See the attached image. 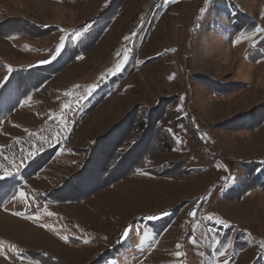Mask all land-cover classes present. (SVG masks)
Instances as JSON below:
<instances>
[{
  "label": "rangeland",
  "instance_id": "rangeland-1",
  "mask_svg": "<svg viewBox=\"0 0 264 264\" xmlns=\"http://www.w3.org/2000/svg\"><path fill=\"white\" fill-rule=\"evenodd\" d=\"M260 28L264 0H0V264H264Z\"/></svg>",
  "mask_w": 264,
  "mask_h": 264
},
{
  "label": "snow or ice",
  "instance_id": "snow-or-ice-1",
  "mask_svg": "<svg viewBox=\"0 0 264 264\" xmlns=\"http://www.w3.org/2000/svg\"><path fill=\"white\" fill-rule=\"evenodd\" d=\"M207 2H208V0H205V3H207ZM202 11H203V9H202ZM257 31H259V32H264V28H260V29H258ZM83 34H84L83 32L77 31V32H75L73 35L75 36L76 39H79V37H81ZM10 38H11V37H10ZM126 39H127V38H126ZM237 42H239V41H237ZM64 47H65V44H64V42H63V40H62L61 44L57 47L56 55H59L61 49H63ZM117 56H118V61H117V63L115 64V67H114L113 69L110 70V72H117V71H120V70L122 69V66H123L124 62L128 59L127 51L125 52V54H124V56H123V59H120V58H119V54H117ZM53 58H55V57H53ZM81 58H82V57H81ZM45 62H46V61H45ZM12 70H13V69L11 68V66H9V67H8V71L11 72ZM95 87H96L95 84L91 85L90 88H89V93L91 92L92 88H95ZM28 99H30V98H28ZM25 103H27V100L25 101ZM65 107L68 108V107H70V105H65ZM169 131H171V129H169ZM5 175H6V176H7V175H11V173H10V172H6ZM0 178H3V177H0ZM18 194H19V197H20V198H25V193H24L23 191H19ZM13 198L15 199V197H13ZM15 214H16V215H20V213H15ZM48 215H53V213H48ZM190 215H194V213H190ZM28 218L31 219L32 217H28ZM156 218H157V217H149L148 219L151 220V219H156ZM209 219H211V217H209ZM221 223H223V221H221ZM129 231H130V230H126V231L124 232V234H123L124 238H127L128 234H129ZM64 239L66 240L67 238L64 237ZM85 242H87V241H85ZM0 244H2V242H0ZM12 247L14 248L15 246H12ZM177 247L179 248V247H181V246L178 245ZM176 255L179 257V256H183L184 253L178 251V252L176 253ZM220 255H221V256H224L225 253H224V252H221Z\"/></svg>",
  "mask_w": 264,
  "mask_h": 264
},
{
  "label": "trees",
  "instance_id": "trees-1",
  "mask_svg": "<svg viewBox=\"0 0 264 264\" xmlns=\"http://www.w3.org/2000/svg\"><path fill=\"white\" fill-rule=\"evenodd\" d=\"M246 27H243V29H245ZM262 45V43L260 42L259 44H258V46L257 47H259V46H261ZM4 118H6L5 117V114H0V126H1V124H2V121L4 120ZM3 119V120H2ZM115 146H116V144H115ZM115 146H114V144L113 143H111L110 145H109V148H110V154L111 153H114V149H115ZM115 155V154H114ZM121 161V160H120ZM120 161H118V163H117V165L115 166V167H113L112 169H108V170H105V171H102V175L101 176H99V177H101V178H99L98 177V185L97 186H94V189L92 190V192H90L89 194H91V193H93V192H96L97 190H99V189H102V186L100 185L101 183H105L106 181L105 180H109V179H113L112 181H110V183H108V185L110 186V185H113L114 183H116V182H118V181H120L121 179H123L124 177H126L128 174H129V172H130V169L128 168V171H125L126 170V168L124 167V162H120ZM123 161H125V160H123ZM132 173V172H131ZM107 174V175H106ZM256 175V174H255ZM104 176V177H103ZM103 178H105V179H103ZM97 180H96V182H97ZM102 180H104V181H102ZM95 182V183H96ZM104 187H105V185H104Z\"/></svg>",
  "mask_w": 264,
  "mask_h": 264
},
{
  "label": "crops",
  "instance_id": "crops-1",
  "mask_svg": "<svg viewBox=\"0 0 264 264\" xmlns=\"http://www.w3.org/2000/svg\"><path fill=\"white\" fill-rule=\"evenodd\" d=\"M49 160H50V159H49ZM49 160H48V161H49Z\"/></svg>",
  "mask_w": 264,
  "mask_h": 264
}]
</instances>
